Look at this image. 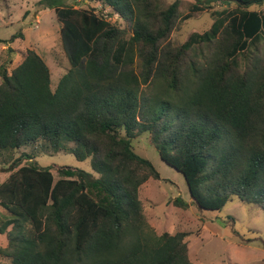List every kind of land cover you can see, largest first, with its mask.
I'll return each instance as SVG.
<instances>
[{
  "label": "trees",
  "instance_id": "obj_1",
  "mask_svg": "<svg viewBox=\"0 0 264 264\" xmlns=\"http://www.w3.org/2000/svg\"><path fill=\"white\" fill-rule=\"evenodd\" d=\"M78 1L111 13L40 2L62 23L70 65L54 89L33 50L0 70V166L13 167L0 183V256L9 264H192L186 233L157 235L147 222L139 189L160 174L134 143L147 137L199 209L220 212L236 200L264 212V20L249 11L264 0H196L195 12L212 2L236 8L177 46L169 37L178 1ZM21 148L31 151L23 165L14 159ZM40 152L89 160L95 175L40 167Z\"/></svg>",
  "mask_w": 264,
  "mask_h": 264
},
{
  "label": "rangeland",
  "instance_id": "obj_2",
  "mask_svg": "<svg viewBox=\"0 0 264 264\" xmlns=\"http://www.w3.org/2000/svg\"><path fill=\"white\" fill-rule=\"evenodd\" d=\"M42 1L0 0V70H10L21 61L26 50H33L49 68L51 87L54 89L70 65L60 35L62 23L53 10L40 3ZM73 1L65 0V3L75 9L94 10L96 14L111 13V9L103 8L97 3ZM175 1L179 2L180 17L169 37L174 46L185 43L192 33L207 31L213 24L216 13L223 14L236 8L234 5H222L219 2H212L207 7L209 3L204 2L197 5L207 8L195 12L193 6L196 0H159V5L165 8ZM249 11L258 12L264 20V5L252 7ZM106 18L114 24L117 17ZM262 30L264 32V26ZM20 35L24 36L23 42L17 38ZM263 41L259 40L260 46L264 44ZM134 70L140 75L138 61L134 64ZM134 149L148 159L160 174V180H147L139 189L144 215L157 235L186 233L188 258L192 264H264L262 210L253 204L236 200L228 202L220 212L201 210L190 203L183 176L160 160L147 137L139 138L134 143ZM30 152L29 148H21L14 154V159H22V153ZM35 161L43 168L53 165L68 166L95 175L89 160L79 162L69 152L53 155L40 152L35 155ZM21 162L22 165L26 163L24 159ZM1 169L2 166L0 183L9 174ZM176 198L189 204L188 207L184 209L174 206L172 202ZM4 215L0 208V221ZM6 245V235H0V248ZM0 264L9 262L0 256Z\"/></svg>",
  "mask_w": 264,
  "mask_h": 264
},
{
  "label": "water",
  "instance_id": "obj_3",
  "mask_svg": "<svg viewBox=\"0 0 264 264\" xmlns=\"http://www.w3.org/2000/svg\"><path fill=\"white\" fill-rule=\"evenodd\" d=\"M12 169H13V167L10 166V167H8V168H6V169H1V171H3V172H9V171H11Z\"/></svg>",
  "mask_w": 264,
  "mask_h": 264
}]
</instances>
